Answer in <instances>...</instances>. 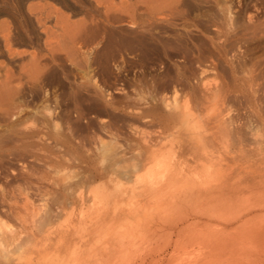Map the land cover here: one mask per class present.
I'll return each instance as SVG.
<instances>
[{
  "label": "rangeland",
  "instance_id": "obj_1",
  "mask_svg": "<svg viewBox=\"0 0 264 264\" xmlns=\"http://www.w3.org/2000/svg\"><path fill=\"white\" fill-rule=\"evenodd\" d=\"M229 66L239 71L236 77L254 76L253 88H258L253 105L228 101L230 115L237 110L243 117L238 120L246 125L242 146L249 149L252 132L264 140V0H0V223L8 232L3 234L7 242L1 243L7 244L5 252L31 241L37 258L79 264L77 255L86 256L80 251L84 244H75L70 252L53 247L58 226L68 224L64 221L71 212L78 218L96 211L72 207L71 195L111 187L106 178L97 177L107 168L97 151L99 138L109 139L102 126L108 119L102 114L105 103L111 100V114L120 116L109 130L126 132L120 143L127 151L134 142L130 123L122 120L125 111H133L126 103L143 94L148 109L156 95L170 96L175 84L181 93L183 85L174 81L180 72L194 86L216 77L237 90ZM106 202L118 215L97 222L100 237L134 228L116 244L109 264H128L132 255L150 253L148 249L156 254L137 258L135 264H166L173 253L157 254L166 241L131 249L132 239L146 230L137 227L136 198ZM152 209L146 203L140 215ZM85 224L81 220L75 230L81 232ZM38 226L44 227L39 234ZM7 261L0 259V264Z\"/></svg>",
  "mask_w": 264,
  "mask_h": 264
},
{
  "label": "bare ground",
  "instance_id": "obj_2",
  "mask_svg": "<svg viewBox=\"0 0 264 264\" xmlns=\"http://www.w3.org/2000/svg\"><path fill=\"white\" fill-rule=\"evenodd\" d=\"M228 70L237 90L230 87L229 82H219L215 76L214 81L201 83L200 79V85L194 86L184 80L185 75L180 72L182 75L179 73L174 81L178 78L183 85L181 93L176 84L173 85L170 96L160 93V97L156 95L157 98L149 101L150 106L153 105L151 109L144 106L147 101L143 94L126 103L124 107L133 111H125L122 120L130 123L128 127L134 142L127 151L120 143L127 136L126 132L113 134L109 130L120 116L111 114L113 103L110 99L105 103L102 114L108 119H103L102 126L109 139L99 138L97 151L107 168L97 177L106 178L111 187L93 195H85L80 189L68 198L72 207L78 204L95 207L96 211L78 218L71 217V212L68 222L67 219L64 221L68 224L56 229L59 237L53 247L55 250L70 252L75 244L81 243L85 248L80 251L86 256L77 255L79 264H109L114 259L116 244L123 243L134 228H126L113 237H100L97 222L118 215L106 199L129 195L138 201L139 208L134 215L137 227L139 230L146 227L132 239L131 249L137 244L166 241L157 251L163 256L173 253L166 259V264H264V140L253 130L254 134H249L252 148L242 146L246 125L238 123L243 118L239 111L235 110L234 117L230 115L232 108L228 103L238 101L239 105H251L253 100H258L255 96L258 88H253L254 76L239 78L235 67L229 66ZM200 72L204 74L205 71ZM161 86L163 90L167 89L164 83ZM260 115L256 108L253 116L258 118ZM246 129L249 130V126ZM146 203L153 204V209L141 216L140 211ZM125 214L124 211L121 215ZM81 220L86 226L80 232L75 226ZM3 227L0 223L1 260H8L9 264H38L41 261L56 264L55 260L58 261L47 256L37 258L38 252L31 248V241L17 243L13 252L6 253L7 244L1 243L7 237L3 234L8 232H4ZM43 228L38 226L37 234ZM111 238L115 242L110 241ZM148 250L150 253L143 250L140 255H132L128 264L156 254ZM204 257L211 259L204 260Z\"/></svg>",
  "mask_w": 264,
  "mask_h": 264
}]
</instances>
